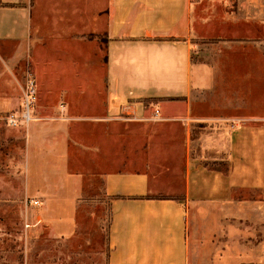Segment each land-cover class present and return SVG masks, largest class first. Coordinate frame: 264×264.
<instances>
[{
    "label": "crops",
    "instance_id": "obj_1",
    "mask_svg": "<svg viewBox=\"0 0 264 264\" xmlns=\"http://www.w3.org/2000/svg\"><path fill=\"white\" fill-rule=\"evenodd\" d=\"M225 1L229 39L192 0H0V118L30 75L32 194L58 234L79 183L67 114L80 149L116 154L100 163L108 264H264V0ZM210 44L242 48L238 72L199 60Z\"/></svg>",
    "mask_w": 264,
    "mask_h": 264
},
{
    "label": "rangeland",
    "instance_id": "obj_2",
    "mask_svg": "<svg viewBox=\"0 0 264 264\" xmlns=\"http://www.w3.org/2000/svg\"><path fill=\"white\" fill-rule=\"evenodd\" d=\"M192 1L195 2L194 8L198 9L200 18L211 17L212 26L218 28L217 32H220V35L227 39L232 36L227 30L233 27L221 24L224 10L232 7L231 3L228 4L225 0ZM91 37H95V34ZM97 38L98 42L104 39L102 34H97ZM211 41L214 40L209 39V42ZM201 49L199 60L215 59L220 72H238L237 62L243 49L237 44H210ZM104 52L102 47L103 57ZM246 52L251 56L254 49L247 48ZM35 89L34 106L39 101L36 84ZM221 99L222 97H219V101ZM201 112L202 115L207 114L205 106ZM9 113L3 114L2 119L0 118V264H108L111 209L110 197L104 192L100 163H104L106 157L116 154L107 155L80 149L78 138L82 130V126L80 127L82 115L77 112L67 114L71 119L68 123L71 127L68 141L69 165L73 173L79 176V183L78 195L72 210V223L60 225L58 234L51 224L52 210L47 209L45 204L39 199L40 203L38 197L32 194V187H39L32 185L30 167L31 161L36 166L37 153L33 154V159L27 157L29 135L26 124L18 126L6 124L5 116ZM118 122L127 124L128 121ZM163 123L164 121L148 120L138 124ZM122 143V140H119L116 146L119 158ZM40 155L43 160L39 163L46 168V154ZM34 179L37 183L43 177L36 176ZM32 199L38 200V204H31Z\"/></svg>",
    "mask_w": 264,
    "mask_h": 264
},
{
    "label": "built area",
    "instance_id": "obj_3",
    "mask_svg": "<svg viewBox=\"0 0 264 264\" xmlns=\"http://www.w3.org/2000/svg\"><path fill=\"white\" fill-rule=\"evenodd\" d=\"M35 101H36L35 83L33 78L30 75H28L23 90L20 110L16 113L10 112L8 115H6L5 116L6 124L10 126L27 124L33 118L31 114V110L34 106ZM154 112L158 113V110H155ZM30 203L36 205L38 204V200L32 199L30 200Z\"/></svg>",
    "mask_w": 264,
    "mask_h": 264
}]
</instances>
